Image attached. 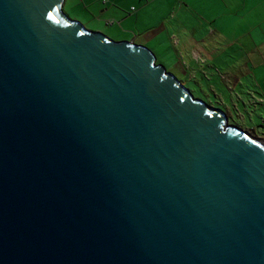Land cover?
<instances>
[{"label": "water", "instance_id": "obj_1", "mask_svg": "<svg viewBox=\"0 0 264 264\" xmlns=\"http://www.w3.org/2000/svg\"><path fill=\"white\" fill-rule=\"evenodd\" d=\"M62 4L0 0V264H264V138Z\"/></svg>", "mask_w": 264, "mask_h": 264}, {"label": "crops", "instance_id": "obj_2", "mask_svg": "<svg viewBox=\"0 0 264 264\" xmlns=\"http://www.w3.org/2000/svg\"><path fill=\"white\" fill-rule=\"evenodd\" d=\"M109 2L100 6V13L92 15L94 21L105 20V25L114 21L113 25H107L105 36L151 51L157 48L171 61L175 56L172 46L175 53L179 48L182 55L186 54L198 66L216 69L213 75L217 79L240 81V92L245 96L243 101L246 100L244 108L264 121V0ZM175 5L179 6L176 14ZM188 41L192 46L187 45ZM221 61L226 63L227 73L217 69L224 66Z\"/></svg>", "mask_w": 264, "mask_h": 264}, {"label": "rangeland", "instance_id": "obj_3", "mask_svg": "<svg viewBox=\"0 0 264 264\" xmlns=\"http://www.w3.org/2000/svg\"><path fill=\"white\" fill-rule=\"evenodd\" d=\"M90 2L95 3V5H90ZM107 3H110L109 0L104 4L98 0H63L62 12L68 19L79 22L86 30L105 34L104 31L108 27L104 23L105 20H102V22L94 21L92 15L100 13V6ZM178 10L179 6L175 5L173 13L176 14ZM193 43L195 44L194 41ZM191 44L188 41L187 45L192 46ZM172 48L173 55H175L173 56V61L160 53L157 48L152 50V52L147 47L154 55L157 61L156 64L162 65L167 73L174 75L175 79L191 93L194 99L203 102L213 109L221 110L225 114V119H227L229 125L238 127L255 138L264 136V121H261L258 115L254 116L251 114L243 106L246 100L243 101L245 96L240 92V85H238L240 81L235 80V77H233L234 80L232 79L233 82L231 80L228 81L229 84L228 82L221 81L213 75V70L216 69H212L208 65L205 67L198 66L186 54L182 55L179 48L178 52L176 51L177 53L174 52L175 47L172 46ZM219 57L221 60L222 54ZM222 65L224 66L217 69L227 73L226 63L222 62Z\"/></svg>", "mask_w": 264, "mask_h": 264}, {"label": "built area", "instance_id": "obj_4", "mask_svg": "<svg viewBox=\"0 0 264 264\" xmlns=\"http://www.w3.org/2000/svg\"><path fill=\"white\" fill-rule=\"evenodd\" d=\"M98 1H100L102 4H104L107 0H98ZM113 24H114V21H111V20L106 22V25H110L111 26Z\"/></svg>", "mask_w": 264, "mask_h": 264}, {"label": "clouds", "instance_id": "obj_5", "mask_svg": "<svg viewBox=\"0 0 264 264\" xmlns=\"http://www.w3.org/2000/svg\"><path fill=\"white\" fill-rule=\"evenodd\" d=\"M51 15V14H50Z\"/></svg>", "mask_w": 264, "mask_h": 264}]
</instances>
